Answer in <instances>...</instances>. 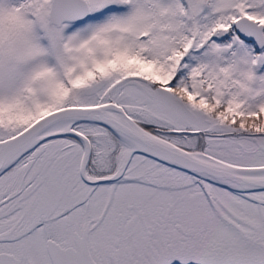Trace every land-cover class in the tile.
I'll return each mask as SVG.
<instances>
[{
    "label": "snow or ice",
    "instance_id": "1",
    "mask_svg": "<svg viewBox=\"0 0 264 264\" xmlns=\"http://www.w3.org/2000/svg\"><path fill=\"white\" fill-rule=\"evenodd\" d=\"M0 264H264V0H0Z\"/></svg>",
    "mask_w": 264,
    "mask_h": 264
}]
</instances>
